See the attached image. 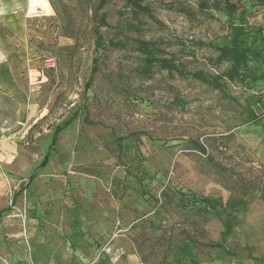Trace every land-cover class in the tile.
<instances>
[{
  "label": "rangeland",
  "instance_id": "1",
  "mask_svg": "<svg viewBox=\"0 0 264 264\" xmlns=\"http://www.w3.org/2000/svg\"><path fill=\"white\" fill-rule=\"evenodd\" d=\"M33 1L0 10V264H264V0Z\"/></svg>",
  "mask_w": 264,
  "mask_h": 264
},
{
  "label": "crops",
  "instance_id": "2",
  "mask_svg": "<svg viewBox=\"0 0 264 264\" xmlns=\"http://www.w3.org/2000/svg\"><path fill=\"white\" fill-rule=\"evenodd\" d=\"M19 1V0H0V10L2 11V14L1 16L4 17V19H7L8 21L10 20V18H12V16L8 15V12L11 10V8L15 5V3ZM21 1H24V0H21ZM29 1V4L30 2H32L33 0H28ZM34 2V1H33ZM38 2L44 4L42 5V7L40 9H43V13L42 15H39V16H46L48 14L51 13V7L46 5L45 4V1H38V0H35V4H39ZM33 4V3H32ZM1 11H0V14H1ZM8 27H6L7 29ZM5 33H10L12 35L15 34V36L17 37V34L12 32V31H7ZM15 66V65H14ZM7 69H5L4 71L0 72V90L3 91V92H7L10 93V94H17V91H19V86L17 84V81L14 79L13 77V69L12 67H6ZM23 93V92H22ZM32 103H27V97L26 95L24 94L23 95V100L21 101V103H19V112H18V118H17V121H16V124L15 126L13 127L14 129L16 130H19L21 127H23L24 123L26 122H29L31 121V119L33 120H36L34 118V110L32 109ZM32 115H34L32 117ZM37 115V114H36ZM37 117V116H36ZM33 120V121H34ZM35 122V121H34ZM48 165V164H47ZM46 167V166H45ZM43 169V168H42ZM41 170V169H40ZM34 172V171H33ZM39 172V171H38ZM38 172H37V175H38ZM36 175V177H37ZM36 177L34 179H36ZM33 179V180H34ZM31 180L30 183L33 181ZM24 190V189H23ZM23 192V191H22ZM16 193V198H18V196L22 193ZM6 210V209H5ZM1 213L2 211L0 212V216H1Z\"/></svg>",
  "mask_w": 264,
  "mask_h": 264
},
{
  "label": "trees",
  "instance_id": "3",
  "mask_svg": "<svg viewBox=\"0 0 264 264\" xmlns=\"http://www.w3.org/2000/svg\"><path fill=\"white\" fill-rule=\"evenodd\" d=\"M107 3V0H101L100 1V4H99V8L101 9L105 4ZM133 4H135V6H137L139 9H142V10H146V7L143 6L139 1L137 0H133ZM101 22L105 23L106 22V14L103 13L101 15V18H100ZM96 34L98 36V41H100L101 39V33L100 31L97 29L96 31ZM196 76L200 79H202L201 75L199 73L196 74ZM75 119V117H71L69 118L68 120L64 121L63 123L57 125V127L55 128L54 130V133H53V137H52V141L49 145V148H48V151L46 152V154L44 155L41 163L36 167V169L34 170V172L32 173V175L30 176L29 178V183L31 180H33L36 175H37V172L44 168L45 166H47V164L49 163L50 159H51V154L53 152V149L54 147L56 146L57 142H58V139H59V135L62 131H64L66 128H68L70 126V124L73 122V120ZM204 149V148H203ZM23 189H20L18 191V193L22 192ZM16 198V195H14L13 199H12V203L15 202V199Z\"/></svg>",
  "mask_w": 264,
  "mask_h": 264
},
{
  "label": "built area",
  "instance_id": "4",
  "mask_svg": "<svg viewBox=\"0 0 264 264\" xmlns=\"http://www.w3.org/2000/svg\"><path fill=\"white\" fill-rule=\"evenodd\" d=\"M48 64L51 67H54L57 65V59L55 57L49 58L48 59ZM104 251L106 253H111L112 256H114L116 259L119 258V256L121 255V252L119 249H116L115 251H112V249L110 247L104 248Z\"/></svg>",
  "mask_w": 264,
  "mask_h": 264
}]
</instances>
